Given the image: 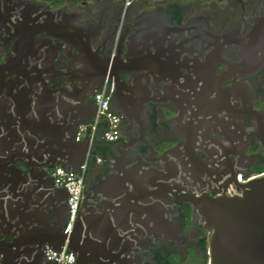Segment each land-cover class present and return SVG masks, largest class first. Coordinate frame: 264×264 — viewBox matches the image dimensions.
<instances>
[{
    "label": "flooded vegetation",
    "instance_id": "af4514ba",
    "mask_svg": "<svg viewBox=\"0 0 264 264\" xmlns=\"http://www.w3.org/2000/svg\"><path fill=\"white\" fill-rule=\"evenodd\" d=\"M171 1L133 0L124 7V0H0L5 26L17 33L9 40L0 34V64L19 43L29 51L44 48L45 78L33 89L37 105L45 95L57 102L68 78L89 110L96 109L97 75L105 70L111 108L120 117L117 141L154 157L176 148L170 168L179 171L175 184L185 187L176 196H217L234 174L240 181L264 174V15L255 11L260 0H181L177 29ZM46 31L71 40L65 64L62 41L41 36ZM87 38L89 50L101 53H86ZM12 120L18 129L31 125ZM176 202L160 214L153 246H130L114 264H208L210 233L190 202ZM38 217L31 212L28 226H44ZM62 219L58 210L47 222Z\"/></svg>",
    "mask_w": 264,
    "mask_h": 264
},
{
    "label": "water",
    "instance_id": "95a60500",
    "mask_svg": "<svg viewBox=\"0 0 264 264\" xmlns=\"http://www.w3.org/2000/svg\"><path fill=\"white\" fill-rule=\"evenodd\" d=\"M171 5L177 10L176 28L181 29L184 5ZM263 7L260 0L255 11L264 15ZM6 21L0 7V34L6 33L9 40L17 33L10 34ZM37 35L38 31L31 33L30 38ZM41 36L62 41V64L69 61L66 48L71 40L51 31ZM89 42L87 38L86 53H101L97 48L89 50ZM44 51L25 50L19 43L15 55L0 64V264H54L46 258L44 247L59 251L66 238L77 264H114L130 246H153L160 214L171 212L176 201L190 202L200 215L203 229L210 233L208 264H264V174L243 181L239 180L241 175L236 179L234 174L217 196L185 193L181 199L176 194L185 187L175 184L179 171L171 169L169 163L176 148L154 157L151 151L143 154L130 143L118 142V138L108 140L103 137L107 118L99 120L91 144L87 134L76 141L78 125L89 123L96 109L84 107L83 94L68 78L57 102L45 95L39 97L37 105L33 89L45 78L41 65ZM99 74L96 91L101 89L105 70ZM14 84L22 89L13 92ZM13 116L25 123L30 119L31 125L18 129L13 126ZM89 146L87 166L93 164V152L97 151L104 159L105 172L96 174L95 182L86 188L70 232L64 229L70 213L66 187H56L46 168L60 164L81 172ZM192 157L200 161L194 151ZM31 206L44 226H28L32 222ZM58 210L63 212L62 221L48 224V218ZM44 212L47 215L41 218Z\"/></svg>",
    "mask_w": 264,
    "mask_h": 264
},
{
    "label": "built area",
    "instance_id": "2783aa9c",
    "mask_svg": "<svg viewBox=\"0 0 264 264\" xmlns=\"http://www.w3.org/2000/svg\"><path fill=\"white\" fill-rule=\"evenodd\" d=\"M133 0H124V7H126ZM113 86L108 80H104L101 89L93 94L94 103L97 105L95 113L87 124H79L78 131L76 133L75 140L81 141L86 138L89 144L93 142L94 135L98 126L99 120L107 118L109 120L107 129L103 132V137L108 140H114L120 137V117L111 108V93ZM87 126L89 127L87 133ZM88 158L82 164L81 172L77 170H70L61 165H55L50 169V175L52 176L53 182L56 187H66L67 197L69 203V216L67 218L64 229L67 231L72 230L74 221L78 216L82 200L84 198L87 169H88ZM101 158H97L96 162L100 163ZM242 178V176H241ZM241 178L239 180H241ZM45 255L47 259L54 260V264H77L76 256L73 252L68 249V239L66 238L61 249H56L45 245ZM68 249V250H67Z\"/></svg>",
    "mask_w": 264,
    "mask_h": 264
},
{
    "label": "crops",
    "instance_id": "0c3cea01",
    "mask_svg": "<svg viewBox=\"0 0 264 264\" xmlns=\"http://www.w3.org/2000/svg\"><path fill=\"white\" fill-rule=\"evenodd\" d=\"M77 1L79 2L80 0H77ZM134 2L137 3V4H143L144 2H149V0H134ZM171 3L183 4L181 0H172ZM88 153L90 154V146L88 147V151L86 153V158H87V154ZM93 155H94L93 164L92 165H88V169H87V178H86L85 192H86V188L90 185V183L95 182V180H94L95 175L96 174L97 175H102L105 172V170L103 168V163H104L103 157L97 151H94ZM98 157L102 159V161L100 163L96 162V159ZM58 165H60V164H58ZM90 166H95V167H94V169L93 168L89 169ZM85 192H84V195H85Z\"/></svg>",
    "mask_w": 264,
    "mask_h": 264
},
{
    "label": "trees",
    "instance_id": "16d2710c",
    "mask_svg": "<svg viewBox=\"0 0 264 264\" xmlns=\"http://www.w3.org/2000/svg\"><path fill=\"white\" fill-rule=\"evenodd\" d=\"M204 264H207V260H204Z\"/></svg>",
    "mask_w": 264,
    "mask_h": 264
}]
</instances>
